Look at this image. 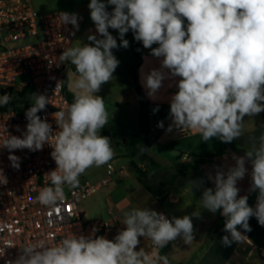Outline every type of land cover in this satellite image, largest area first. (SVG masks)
I'll return each instance as SVG.
<instances>
[{"label": "clouds", "instance_id": "9594fccd", "mask_svg": "<svg viewBox=\"0 0 264 264\" xmlns=\"http://www.w3.org/2000/svg\"><path fill=\"white\" fill-rule=\"evenodd\" d=\"M107 5L114 6L111 13ZM88 7L96 32L103 38L90 34L87 39L91 44L65 48L59 56L61 63L74 65L77 76L68 83L73 102L53 113L58 130L53 131L47 119L37 115L49 99L32 94L23 138L7 134L0 141V148L10 153L18 149L40 151L45 144L53 149L50 155L57 167L47 174L51 186L40 190L36 200L56 211L66 198L65 186L77 189L80 176L88 169L110 166L115 157L111 138L101 134L109 114L104 98L95 93L112 80L120 63L113 49L129 47L124 37L130 30L136 41L160 59V67L143 76L150 98H156L165 80L179 78L178 90L170 99L172 124L168 132L173 127L187 129L205 142L217 138L231 143L244 134L245 116L264 112V0H107V4L90 0ZM59 14L62 24L79 30L82 18L77 13ZM110 28L118 31L119 45ZM154 44L158 46L153 48ZM12 100L5 92L0 95V107ZM158 126L163 128V122ZM140 151L147 150L141 147ZM8 159L19 170L20 158L9 155ZM233 159L234 166L217 171L215 188L203 190L200 208L191 215L170 220L147 207L132 208L121 221L126 227L113 240L95 236L94 229L89 236L72 234L52 246L38 241L20 248L18 257L7 264H170L168 256L158 251L178 239L191 244L195 240L192 218H201L200 209L213 214L222 210L228 233L221 240L224 246L244 243L249 239L238 226L250 232L251 217L264 226V133L258 140L252 139L244 156ZM246 174L251 177L250 191H258L255 208L249 206L247 195L239 196L237 182ZM6 183L0 170V184ZM189 184L192 191L202 181ZM140 237L148 238L156 251L137 250Z\"/></svg>", "mask_w": 264, "mask_h": 264}, {"label": "crops", "instance_id": "0c3cea01", "mask_svg": "<svg viewBox=\"0 0 264 264\" xmlns=\"http://www.w3.org/2000/svg\"><path fill=\"white\" fill-rule=\"evenodd\" d=\"M30 2L42 13L69 11L77 13L82 18V25L74 47L81 43L91 44L92 42L87 39L90 34L103 38L96 32L95 24L90 18L88 7L90 0H30ZM102 2L107 4V0H102ZM107 7L112 11L114 9L112 5H107ZM185 23H187L186 20ZM109 32L117 39L119 45L118 31L110 28ZM124 38L129 41V47L113 49V54L120 61L119 66L113 73L112 80L103 84L101 90L95 95L104 98L109 114L108 124L111 127L121 125L129 133H138L142 104L132 71L127 67L128 63H136V55L132 35L126 33ZM157 46L154 44L152 47ZM142 52V63L137 73L146 98L144 110L149 117L150 133L149 146L146 151L147 159L138 164L147 172L153 173L149 179V185L162 193L158 198L154 197L138 181L135 171L133 170L132 173L128 171L130 161L116 158L115 165L118 171L111 183L112 187H105L107 188L105 203L108 207L106 220L115 217L117 221V226L111 233L113 236L126 227L121 224V221L124 213L132 208L147 207L159 213L165 210L171 217L178 218L191 215L199 210V200L203 190L215 188L214 177L217 171H226L234 166L233 156H244L245 151L251 147L252 139L258 140L259 136L264 133L262 112L251 118L245 116L244 134L240 139L231 143L221 142L217 138L205 142L198 133L187 129L173 127V130L168 132L167 129L172 124L169 116L170 99L178 90L176 82L179 78L165 80L156 98H150L147 95L148 90L143 86V76L150 70L159 68L160 59L152 56L151 49L144 48L143 44ZM66 76L70 80L75 79L77 74L69 66ZM69 90L73 92L70 88ZM153 109H158V111L154 112ZM160 122H163L165 128L159 137L155 138L152 130ZM113 149L115 150V146ZM208 155L213 157L206 159L203 163H198L200 157ZM246 167L250 173L251 164H246ZM102 169L105 174L104 166ZM190 181L197 183L202 181V185L191 191ZM250 185V174H246L242 180L237 182V187L240 189L239 196L252 195L254 191H250ZM256 203L257 200L254 208ZM200 211L201 218H192L195 240L191 244H185L182 239H178L170 246L160 249L159 255H167L170 264H264V249L260 253L249 238L244 243L234 242L231 246H224L221 243L222 237L228 234L224 231L225 221L221 215L222 210H218L215 214L204 209ZM238 230L241 231L239 228ZM139 239L140 244L137 250L143 247L149 253L156 251L147 238L140 237Z\"/></svg>", "mask_w": 264, "mask_h": 264}, {"label": "built area", "instance_id": "2783aa9c", "mask_svg": "<svg viewBox=\"0 0 264 264\" xmlns=\"http://www.w3.org/2000/svg\"><path fill=\"white\" fill-rule=\"evenodd\" d=\"M106 10L112 12L109 7ZM61 12L70 13H42L30 0H0V95L7 92L13 97L9 105L0 107V141L7 134L23 138L27 125L25 113L32 106L26 92L28 88L49 99V104L37 115L42 120L47 119L53 131L58 130L53 113L71 104L64 85L70 62L61 63L59 56L65 48L74 47L82 19L78 21L77 31L71 24H62ZM23 76L28 77V82L18 84V79ZM158 125L152 130L155 138L165 128ZM111 143L117 145L114 138ZM52 150L48 144L35 152L18 149L10 153L0 148V170L7 178L6 184H0V264L15 260L20 248L38 241L52 246L72 234L89 236L94 229L95 236L110 240L115 237L111 234L117 226L115 217L89 222L82 205L113 182L118 171L116 158L110 166H104L105 174L98 180L84 178L88 169L80 176L77 189L70 190L65 186L66 198L59 205L60 211H56L36 200L40 190L51 186L47 174L57 167L50 155ZM9 155L20 158L19 170L11 166ZM160 213L171 220L165 210ZM148 242L155 249L149 239Z\"/></svg>", "mask_w": 264, "mask_h": 264}, {"label": "trees", "instance_id": "16d2710c", "mask_svg": "<svg viewBox=\"0 0 264 264\" xmlns=\"http://www.w3.org/2000/svg\"><path fill=\"white\" fill-rule=\"evenodd\" d=\"M133 37V48L136 55V63L131 64L128 63L127 67L132 71L134 81L137 86L138 94L141 98L142 110L140 115V131L138 133H129L127 132L121 125H116L111 127L109 124L106 125L104 129L101 130V134L105 136H109L110 138H114L117 141L118 145H123L127 150L128 157L133 160H139L143 162L147 159L146 152H141L140 149L143 147L147 150L149 146V133H150V121L149 117L144 110V105L146 104V98L143 94V90L138 80L137 70L142 63V42H138L134 39V34L130 30L128 32ZM71 69L75 73L74 65L70 64ZM68 77L65 75V92L70 101V103L74 100V93L69 90L68 87ZM262 116L264 119V112H262ZM213 156H205L200 157L198 163H203L206 159L211 158ZM134 171L137 175L138 181L144 186V188L149 191L154 197L158 198L161 195L160 190H156L149 185V179L152 177L153 173L147 172L141 167L139 164L133 162ZM258 191H254L252 195L248 197L249 206L254 208V203L257 200ZM225 221V219H224ZM249 224L251 227L250 232H244L242 228H238L243 232L257 247L258 251L261 253L264 249V226H260L255 217H251L249 220Z\"/></svg>", "mask_w": 264, "mask_h": 264}, {"label": "rangeland", "instance_id": "374dc122", "mask_svg": "<svg viewBox=\"0 0 264 264\" xmlns=\"http://www.w3.org/2000/svg\"><path fill=\"white\" fill-rule=\"evenodd\" d=\"M24 82L25 83L28 82L27 76H23L18 79V84L24 83ZM26 92L30 96L34 94L31 88H28ZM114 151H115L114 159L117 158V159H121L122 161H126V160L130 161L129 162L130 165L128 166V171L132 173L134 170L132 163L135 162L138 164L140 161L133 160L132 158L128 157L127 150L123 145L117 144L115 146ZM103 174H104V170L102 169V167H99V168L94 167L92 170H89L88 172L84 174V178L88 180L96 181L99 178H101ZM109 187L111 188L112 184H109ZM106 192H107V188L98 192V194L92 196L91 198L85 200V202L83 203L82 206L85 211V217L89 222H93L95 220H100V219L106 220L107 208H108L105 203V197L107 196Z\"/></svg>", "mask_w": 264, "mask_h": 264}]
</instances>
